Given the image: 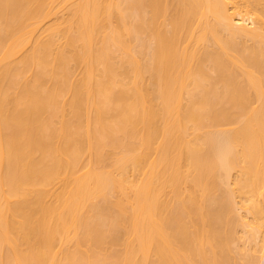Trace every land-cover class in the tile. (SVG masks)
<instances>
[{"label":"bare ground","instance_id":"6f19581e","mask_svg":"<svg viewBox=\"0 0 264 264\" xmlns=\"http://www.w3.org/2000/svg\"><path fill=\"white\" fill-rule=\"evenodd\" d=\"M0 264H264V0H0Z\"/></svg>","mask_w":264,"mask_h":264}]
</instances>
